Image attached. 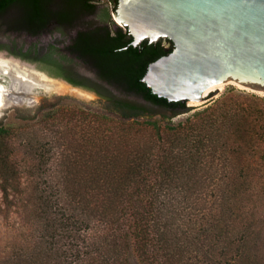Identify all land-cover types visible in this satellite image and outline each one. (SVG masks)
I'll return each mask as SVG.
<instances>
[{
    "label": "trees",
    "instance_id": "obj_1",
    "mask_svg": "<svg viewBox=\"0 0 264 264\" xmlns=\"http://www.w3.org/2000/svg\"><path fill=\"white\" fill-rule=\"evenodd\" d=\"M99 38L75 40L97 76H62L102 109L0 122V215L20 218L0 264H264V98L223 93L174 122L192 107L142 81L162 46Z\"/></svg>",
    "mask_w": 264,
    "mask_h": 264
},
{
    "label": "water",
    "instance_id": "obj_2",
    "mask_svg": "<svg viewBox=\"0 0 264 264\" xmlns=\"http://www.w3.org/2000/svg\"><path fill=\"white\" fill-rule=\"evenodd\" d=\"M114 18L134 46L172 41L142 76L158 96L199 102L227 82L264 91V0H118Z\"/></svg>",
    "mask_w": 264,
    "mask_h": 264
},
{
    "label": "flooded vegetation",
    "instance_id": "obj_3",
    "mask_svg": "<svg viewBox=\"0 0 264 264\" xmlns=\"http://www.w3.org/2000/svg\"><path fill=\"white\" fill-rule=\"evenodd\" d=\"M88 1L92 4L90 8L81 0H0V50L4 49L0 61L20 66L19 58L32 63L39 73L65 81L62 75L75 76V72L79 78L97 76V68L87 64L83 65L87 72L75 69L76 60L85 59L75 48L77 33L88 32L94 40H100L99 36L108 28H127L114 18L118 0ZM17 36L22 38L20 42L15 39ZM23 40L27 41L22 43ZM169 41L167 37L156 42L147 39L164 49L157 58L172 50L173 43L171 47Z\"/></svg>",
    "mask_w": 264,
    "mask_h": 264
},
{
    "label": "rangeland",
    "instance_id": "obj_4",
    "mask_svg": "<svg viewBox=\"0 0 264 264\" xmlns=\"http://www.w3.org/2000/svg\"><path fill=\"white\" fill-rule=\"evenodd\" d=\"M18 37V36H17ZM15 38L17 42L22 39L20 36ZM27 40H23L25 43ZM30 41H28L29 43ZM4 49L0 50L3 52ZM20 62V66L30 68L31 70L37 69L32 63L17 59ZM23 64V65H21ZM75 69L81 73L87 72V68L83 65H74ZM43 74V73H42ZM88 74V73H87ZM44 75V74H43ZM46 76V75H44ZM30 85H26V90L20 89V83L13 81L9 76L0 74V83L5 86V103L0 108V122L9 124L19 122L20 117H27V115H34L36 111L34 108L42 105L44 108H52L59 104H75L80 106H89L93 109H102L103 102L99 97L91 90L79 87H71L63 79H53L47 77L42 79L44 83H38V80L30 79ZM45 82H52L55 85H62L61 88H52L45 85ZM14 84V85H13ZM25 87V86H24ZM230 92H241L249 95H255L264 98V91L259 88H243L239 87L235 83L227 82L219 85H214L212 89L207 92L205 99L199 102H186L187 106L192 107L189 112H184L176 115L172 118V121L177 122L184 119L190 112L195 109L202 108L209 104L216 98H219L221 94H228ZM8 101V102H7ZM16 108H30L32 111H17ZM160 118V115H155L153 118ZM13 222L14 225L20 223V218L17 214L12 213L9 219L3 218L0 215V244H4L11 236H13V229L7 225Z\"/></svg>",
    "mask_w": 264,
    "mask_h": 264
},
{
    "label": "bare ground",
    "instance_id": "obj_5",
    "mask_svg": "<svg viewBox=\"0 0 264 264\" xmlns=\"http://www.w3.org/2000/svg\"><path fill=\"white\" fill-rule=\"evenodd\" d=\"M0 74L5 75V76H9L11 78V80H13V81H18L20 83V89H23V90H26V85H30V82L32 81L30 79L35 78L36 80H38V83H39V81H40V83H44L42 79L46 78V76H44L45 74L43 75V74L38 73L36 71H32L30 69L22 68V67L18 66L17 64H13V63H10L7 61H0ZM45 83H46L45 85H47L48 87H52V88L63 87L60 84L55 85V83H52V82H45ZM235 84H237L239 87L247 88V86H244V85H241L238 83H235ZM217 85H219V84H217ZM212 88H213V86L207 88L205 90L204 94H206ZM4 92H5V86L0 83V108L4 105L5 100H6Z\"/></svg>",
    "mask_w": 264,
    "mask_h": 264
}]
</instances>
